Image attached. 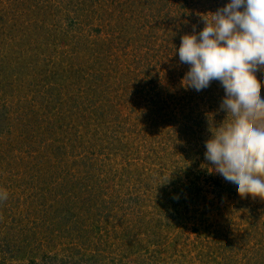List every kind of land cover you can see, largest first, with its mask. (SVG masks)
<instances>
[{"label": "rangeland", "instance_id": "374dc122", "mask_svg": "<svg viewBox=\"0 0 264 264\" xmlns=\"http://www.w3.org/2000/svg\"><path fill=\"white\" fill-rule=\"evenodd\" d=\"M228 2L0 0V264H264V199L204 156L224 90L177 51Z\"/></svg>", "mask_w": 264, "mask_h": 264}, {"label": "clouds", "instance_id": "9594fccd", "mask_svg": "<svg viewBox=\"0 0 264 264\" xmlns=\"http://www.w3.org/2000/svg\"><path fill=\"white\" fill-rule=\"evenodd\" d=\"M210 14L202 30L181 36L179 61L188 65L182 84L199 92L220 83V109L231 120L205 141V159L241 198L264 199V99L256 76L264 72V0H229Z\"/></svg>", "mask_w": 264, "mask_h": 264}]
</instances>
